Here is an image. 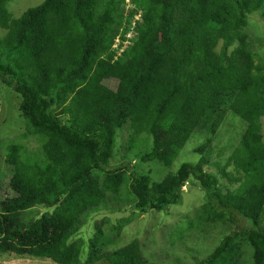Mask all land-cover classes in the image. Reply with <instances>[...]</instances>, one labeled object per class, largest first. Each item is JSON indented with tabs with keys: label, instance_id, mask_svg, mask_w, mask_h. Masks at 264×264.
I'll list each match as a JSON object with an SVG mask.
<instances>
[{
	"label": "trees",
	"instance_id": "16d2710c",
	"mask_svg": "<svg viewBox=\"0 0 264 264\" xmlns=\"http://www.w3.org/2000/svg\"><path fill=\"white\" fill-rule=\"evenodd\" d=\"M9 2L0 0V82L20 97L18 137L38 146L0 140V176L11 173L12 191L0 200V255L145 264L137 238L111 247L127 224L123 217L95 221L86 242L74 236L89 213L108 206L162 211L181 200L192 179L203 200L179 229L233 226L196 264H264V52L251 48L244 29L264 0H41L16 18ZM132 22L129 47L118 54L115 39L127 40ZM229 112L244 127L212 172L211 143ZM126 121L127 148L140 143L138 160L168 168L160 179L138 173L127 159L109 164ZM193 133L201 134L198 158L170 171ZM40 205L53 209L30 213ZM242 247L249 255L237 260Z\"/></svg>",
	"mask_w": 264,
	"mask_h": 264
},
{
	"label": "rangeland",
	"instance_id": "374dc122",
	"mask_svg": "<svg viewBox=\"0 0 264 264\" xmlns=\"http://www.w3.org/2000/svg\"><path fill=\"white\" fill-rule=\"evenodd\" d=\"M128 1L129 4V0ZM41 0H10L8 3V10L11 12L12 17H18L27 7L38 4ZM138 13L133 17L136 18ZM247 24L245 31L249 33L251 48L258 52H264V3L262 7L247 16ZM135 25L130 28L129 35L134 34ZM5 33V29L0 28V36ZM115 39V38H114ZM115 39L113 47L118 54L129 47L130 40L123 43L117 42ZM116 45H120L116 47ZM106 80V82H105ZM104 83L112 89L115 88L117 81L114 78L105 79ZM20 102L19 94L16 93L11 87L4 85L0 82V140L2 139H19L23 140L28 149H36L38 143L32 137L21 138L18 135L24 131V120L20 116L17 109ZM262 120V132L264 134V118ZM243 122L231 114L226 115L221 123L216 135L215 140L211 145L215 149L211 152L207 169L212 172H217V167L212 164L216 160L220 161L223 165L225 158L229 154L230 146L237 142L238 136L242 131ZM129 122L126 121L121 128L117 130L114 156L110 160L111 164H118L123 159L129 160V165L138 173L148 174L152 179H160L168 168H164L156 161H140L135 157V151L142 150L143 145L136 143L132 150L127 148V136L130 132ZM201 134L193 133L191 137L185 142L183 147L177 153L176 158L173 160L169 170L175 171L180 163L183 161H194L198 158L199 154L193 151V148L202 142ZM137 139L144 140L143 137ZM221 149V150H220ZM3 149L0 147V172H5ZM221 168V167H220ZM225 170L232 175L233 179L236 173L231 166L225 167ZM10 171V170H9ZM11 173L9 172V175ZM8 171L4 177L0 176V200L9 197L12 194L11 189L8 187ZM222 185H228V180L223 177L220 179ZM238 182H234L232 186H237ZM181 200L167 206L162 211L150 210L146 213H139L136 209L129 205L120 206L119 211H113L110 206L102 208L98 211L89 213L80 230L74 236L75 238H82L85 242L93 234L94 222L107 216L111 221L123 217L127 219V224L121 231L119 240L111 245V247H119L128 243L130 240L137 238L140 244L141 252L147 259L145 264H196V262L206 256L219 242V240L233 228L232 225L214 224L205 230L196 228L192 229H179L184 221L191 218L194 214V209L203 200V190L198 183L189 179L182 186ZM52 207L35 206L32 213L39 216L44 210L51 211ZM179 230V231H178ZM181 230V231H180ZM247 247H242L241 250L235 253V259L239 260L242 257H248L246 251L242 254L241 251L246 250ZM86 251V246L83 252ZM249 260V258H247ZM245 260L244 262H246ZM99 264H108L105 260H99ZM0 264H55L47 260H36L29 257H14L7 253L0 255ZM234 264H238L236 261Z\"/></svg>",
	"mask_w": 264,
	"mask_h": 264
},
{
	"label": "built area",
	"instance_id": "2783aa9c",
	"mask_svg": "<svg viewBox=\"0 0 264 264\" xmlns=\"http://www.w3.org/2000/svg\"><path fill=\"white\" fill-rule=\"evenodd\" d=\"M129 36H130L129 33H127V34H126V37H129ZM125 41H127V40L122 41V43L124 44ZM117 42H120L119 39H118ZM116 47H118V45H116Z\"/></svg>",
	"mask_w": 264,
	"mask_h": 264
},
{
	"label": "clouds",
	"instance_id": "9594fccd",
	"mask_svg": "<svg viewBox=\"0 0 264 264\" xmlns=\"http://www.w3.org/2000/svg\"><path fill=\"white\" fill-rule=\"evenodd\" d=\"M126 2H128V1H126ZM139 15H140V13H139ZM138 18V16L135 18V19H137ZM130 31H128L127 33H129ZM132 37V35H130L129 37H127L128 39L129 38H131ZM122 43V42H121ZM118 46H120V45H118Z\"/></svg>",
	"mask_w": 264,
	"mask_h": 264
}]
</instances>
